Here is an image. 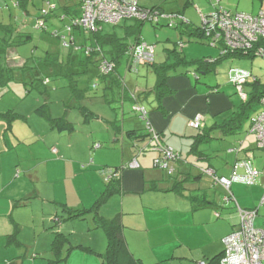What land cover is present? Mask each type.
I'll return each mask as SVG.
<instances>
[{
  "label": "crops",
  "instance_id": "crops-1",
  "mask_svg": "<svg viewBox=\"0 0 264 264\" xmlns=\"http://www.w3.org/2000/svg\"><path fill=\"white\" fill-rule=\"evenodd\" d=\"M0 1L5 3L7 0ZM11 1L16 11L23 13L25 18H29L24 21L17 20L20 22L19 28H16L17 32L24 31L28 24L36 27L37 21L44 11L50 14V17L45 20V28L50 25L55 30L60 27L62 18H65L63 7L74 6L81 2V0H48V9H43L42 13L34 16L32 15L33 10H30V2L35 4L33 0H24L23 2L26 3L24 6L21 0ZM163 2L166 0H139V4L143 6L162 4ZM192 4L193 0H187V6ZM192 10V15L183 14V12L181 14L190 22V28L196 29L200 27L195 24L198 11L202 17V15L213 13L216 9L204 2L201 9ZM166 22L163 19L162 25ZM127 25L129 24L127 23ZM0 27L4 30H7L8 27L14 28L4 22L0 23ZM184 27L181 26L178 29L180 32L179 43H184ZM125 33L123 32L121 35ZM197 37L200 42L206 43L204 39ZM183 48L182 52L180 51L181 54L184 53L185 47ZM7 54H12L19 64L23 63L15 50H8ZM96 57L100 61L99 53ZM124 59H127L129 72L131 71L130 58L127 53ZM215 68L216 66L213 67V69ZM126 76L127 74L125 77H121L119 73L115 76L122 82L118 90V92L120 91L118 98L121 100V106L124 110L125 104L129 101L132 103L133 110L135 106L144 108L148 113V120H143L141 117L142 120L136 118L138 122L141 121L144 124L136 122L130 124L129 127L133 129L128 132H125L124 124L121 129L118 126L115 127L116 133L120 134L110 131L105 133L106 141L109 140L108 148L105 151L118 154V163H115L118 167L119 165L123 167L129 165L135 158L140 167L137 169L128 168L122 172L120 192L114 194L104 203L99 213L106 220H111L115 214L120 218L123 234L131 253L144 264H159V262L161 263L160 259L154 261L159 258V251L169 248L167 256L170 257L167 258V261H171L173 264L177 259L182 264H197L201 261L210 263L211 260L223 254L225 249L223 240L239 225L240 217L236 203L243 209H256L258 214L255 226L264 230L263 176L254 186L242 187L244 184H232L231 190L235 201L225 200L227 192L219 184L215 185L226 192L222 201H211L212 199L208 197L207 193L191 187L194 178L190 166L200 160L206 161L207 158L201 151L203 143L199 142L201 133L196 130L197 135L183 136L184 131H182L179 122L183 121L184 125L193 129L190 122L200 114L204 118L203 130L210 132L212 138L215 132L221 134L220 137H222L237 130L238 127H235L234 124L230 126L227 124L240 113L241 109L235 113L236 105L228 93L221 89V85L203 88L200 83L194 85L190 79L182 77V74L173 75L171 73L166 83L167 92L164 97L163 95L159 97V94L156 93V85L152 89L147 87V90L141 91L139 94L136 93L137 84L127 83ZM196 80L200 81L199 76L196 77ZM105 82L107 89L113 87L111 79ZM113 90L110 89V91ZM152 99L159 104L156 107L152 105V109H147L144 102L152 103ZM17 115L21 121H17L14 126L8 125L4 121L5 119L0 116V264H106L102 257L106 251L105 253L102 250L99 251L97 244L98 240L103 241L101 248L105 250V248L107 249V239L92 234V227L94 230L102 229L98 225L96 226L95 218L93 222L88 218L94 213H88L84 219H69V213L93 209L107 187L101 170L107 168L106 166L113 165L107 157L99 155L102 152L100 150L102 145L98 149L94 148V141L99 138L96 137L98 131L90 124V133L83 136V142L78 146L77 138H74L73 135L75 132L70 133L72 136L69 139L63 140L60 137H63L66 132L53 129L49 124L52 128L50 131L56 130L60 135L49 138L47 133L42 131L36 123L28 126L27 118L31 115L25 116L24 113ZM225 116L230 120L225 119ZM223 117L224 119H222ZM93 118H90L89 121L84 119V123H89ZM170 118H172L171 122H169ZM148 122L155 132L162 136L166 145L171 144L168 138L170 133L174 137L173 146L176 144L177 149L181 148V151L176 149L182 159L175 165L173 175L164 172L166 176H161V173L148 169L151 167L150 163L157 157V155L150 157L149 151H140L146 147L139 143L147 138L146 125ZM141 127L144 128V132H140ZM126 135L133 138L134 141L132 143L127 141ZM37 144L38 147L35 148ZM195 144L199 146L196 147L198 152L192 154L191 151ZM53 150H57V153H54ZM199 150L203 153L202 156L199 154ZM230 153L236 154V162L248 158L249 153H252L254 158L256 156L250 150ZM240 173L243 174L244 170H240ZM179 183L181 184L177 187ZM171 195H176L178 198L175 209H172L170 203L163 202L165 197ZM116 197H120V200ZM112 199L114 200L111 202ZM216 214H219V217ZM76 220L87 221L88 229L85 230L82 227L77 231L74 224ZM165 230L173 231L172 236H169V232L165 233ZM82 232H90L94 238L92 236L86 238L83 234L81 239H74ZM60 235L66 236L67 241L60 248L55 249L53 247L55 239ZM77 247H84L87 251Z\"/></svg>",
  "mask_w": 264,
  "mask_h": 264
},
{
  "label": "rangeland",
  "instance_id": "rangeland-1",
  "mask_svg": "<svg viewBox=\"0 0 264 264\" xmlns=\"http://www.w3.org/2000/svg\"><path fill=\"white\" fill-rule=\"evenodd\" d=\"M33 1L35 4L30 2V10H33L32 15H38L43 9H48V0ZM204 2L216 10L225 9L234 13L238 12L257 15L260 11L264 10V0H193V4L191 6L186 5L187 0H166V2L162 3L163 5L148 4V6L141 5V7L153 9L158 13H165V15L176 13L181 14L182 12L183 14L192 15V9L198 11V9H201V5H203ZM12 5L13 3L11 0H7L5 3L0 1V23L4 22L5 24L10 26L12 25L15 28L8 27V30H4L2 27H0V40L7 38L9 42L12 41L13 46L9 47L8 50H15L23 63L19 64V61L14 59L12 54L6 53L7 66L11 69H14V72L11 74L12 77H10V75L4 83L0 84V116L5 119L4 121L8 125L14 126L17 124V121H21L17 115L18 113H24L25 116L31 115L32 118H27L28 126H32L34 123H36L39 128L42 129V131L44 130L47 133L49 138L60 135H58L56 130H54V132L50 131L51 127L45 115H50L52 118H64L66 121L73 124L74 130L72 132H75L73 135L74 138H77V142L79 143L78 146L82 144L83 136L90 133L89 125L92 124L93 128H95L99 134L96 135V137L99 138L94 141V147L95 145H99V147L102 145V149H100L102 152L99 155L104 158L107 157L108 161H110V163H112L111 165L114 167H106L108 169L114 170L115 167H118L115 164L118 163V154L116 152L105 151L109 144V140L108 142L106 141L107 136L105 133L110 131L114 134H120L116 133L115 127L118 126V128L121 129L124 124L126 127L125 132H128L129 130L133 129L129 127L130 124H135V122L139 124L144 123L141 121L138 122V119L136 118H139L140 120L142 119L138 116V113L133 110L132 103L129 101L125 104V109L123 110L120 102L121 100L118 98L120 92H118L119 88H114L113 91L107 89L105 82L107 79H104V77L101 75L98 69L99 62H96L99 57L97 56V58L95 55L93 57L95 58L93 62H91L92 59H88L89 55L86 54L87 48L95 46L93 40L91 39V34L86 32L84 33L82 30L79 32L78 30L74 29L73 36H71L69 30L61 21L60 27H57L55 30H53L50 25L46 26V28H37L31 24H28L24 31L22 30V32H17L16 28H19L20 26V22L17 20L21 19V21H24L28 17L25 18L23 13L16 11ZM41 18L42 17H39V19ZM121 24L113 25L106 23L103 25V28L107 32H113L116 30L119 34H122L124 30L122 27L123 25ZM195 24L197 26H202L203 24L199 11L195 19ZM59 28L61 29L59 30ZM56 31L58 33H56ZM140 35L142 42L154 46L156 50L155 63L151 66L139 65L138 73L134 71L128 72L127 59H124L122 60L120 68L118 69V73L121 75V77H125V74H127V83L133 82V85L134 83L137 84L135 92L138 94L141 91L147 90V87L151 89L155 87V65L159 66L166 63L168 60V55L173 54L172 52L174 51L181 53L184 49H179L177 47V44L180 41V32L178 31V28L169 27L167 23L156 27L151 22H145L141 26ZM18 36H23L25 41L23 43H19L16 46L13 41L16 39H22ZM135 39V36H130L126 38V41L134 44ZM183 42L185 50L184 53H182V57L188 61L218 59L219 62L215 69H212L207 73H205L204 70L199 71V65L195 63L192 66H181L176 72H172V74H182V77L190 79L194 85L200 83V86L203 88H208V86L214 87L217 84L221 85V89L228 93V95L233 100V103L236 105L235 113L240 110L243 100L238 88L232 82L233 71L251 74L260 82V90L262 91L264 88L263 58L229 57L226 59H220L221 56L219 49L214 48L207 43L200 42L197 36H191L189 33L187 34V32H183ZM4 72L6 73V71ZM196 73L198 74L200 81L196 80ZM70 81H75V85L77 86L76 89L78 93L81 94L80 97L76 94V98L71 93L72 90L69 87ZM252 81L253 79L250 81L251 84ZM95 85H97L96 89L94 88ZM244 91L249 96V98H251L253 93L251 87L246 85L244 87ZM153 100L154 99L151 100L152 103L143 101L147 109H152V105L156 107L159 104V102ZM79 106H86L89 111L95 115V118H93L89 123L85 124V118ZM263 109L264 106L262 103L251 102V106L249 105L247 111L248 117L244 120L239 129L222 137H220L221 134L217 133V135L215 132L213 139L202 143L201 151L205 154L207 162L200 160L193 163V166H190L192 169L191 171L193 178L195 179H193V184H191V187L198 188L207 193L208 197L212 199L211 201H222L226 196V192L221 187L214 185L208 176H202L198 168L210 165L214 168V170H216L218 175L231 177L233 172L232 168L236 163L237 157L236 154L230 153L232 149L250 150L256 154L255 158L253 159L255 167L261 170L264 168V153L257 149L256 136L250 132L252 118L256 117L260 112L263 111ZM37 110H41L43 114H39ZM222 119H224V117ZM225 119L230 120L227 117ZM170 120H172V118L169 119V122H171ZM179 125L182 127V131H184L183 136L188 134H198L195 129H190L188 125H184L183 121L179 122ZM147 126L148 125H146V127ZM139 130H141L140 132L145 131L142 127ZM72 132H66L63 137H60V139H69L70 136H72L70 134ZM168 135L171 146L166 145L161 138L160 142L162 146L171 148L175 152L177 150L181 151V148L177 149L176 144L173 146L174 137L170 133ZM125 138L130 143L134 141V139L128 135H126ZM143 141H140L139 144H143V146L146 147L148 145L152 146L149 151L150 157H153L154 155H160L157 150L155 151L154 146H156L157 143L152 139V137L147 136L145 141ZM42 143H44V141H42ZM38 144L35 145V148L38 147ZM77 154L79 155V152H77ZM150 165L151 167L148 169H150L152 172H159L161 173V176H166L165 173L167 174V172L165 170L154 167V160L152 163H150ZM117 169L120 170L119 173L121 178V175H123L122 172L125 170V166L123 167L122 165H119ZM243 186L249 187V185L246 184L242 185V187ZM116 198H119L120 200V197ZM114 199H112L111 202ZM164 199L165 200L163 202L165 204L170 203L172 209H175L177 203L176 201L178 200L176 195H171L170 197H165ZM111 202L109 205L112 204ZM112 217H114L112 219H115L116 214ZM88 218L93 222L95 214L90 215ZM74 224L77 231H79L82 227L87 230L89 223L84 220H76L74 221ZM92 229V234H97L99 237L106 239L105 233L102 230H94L93 227ZM167 230H165V233L169 232ZM83 234L86 238L92 236L90 232H82L79 233L77 237H74V239H81ZM172 234L173 231H170L169 236L171 237ZM101 244L103 245V241L100 242L98 240L97 247L99 251L102 250L105 253L106 248L105 250L102 249ZM168 251L169 248H166L165 251H159V258L154 261H158L160 259L161 263L159 262V264H173L171 261H167V258L170 257L167 256L169 254ZM174 264H182V262L177 259Z\"/></svg>",
  "mask_w": 264,
  "mask_h": 264
},
{
  "label": "built area",
  "instance_id": "built-area-1",
  "mask_svg": "<svg viewBox=\"0 0 264 264\" xmlns=\"http://www.w3.org/2000/svg\"><path fill=\"white\" fill-rule=\"evenodd\" d=\"M43 13L47 14L46 11ZM163 19L167 20L169 27H176L180 23L188 24L189 22L181 14L165 15L164 13L156 12V10L141 7L139 0H83L81 14L72 20L68 30L72 31L73 28L79 27L86 33L93 34L101 31L106 23L119 25L124 21L137 20L160 25ZM202 21L207 42L214 48L220 47L221 56L243 53L264 59V10L257 15H251L219 9L211 14L202 15ZM36 27L45 28V21L42 19L38 20ZM183 47L184 43L178 44L179 49ZM94 52L101 55L99 61L101 75L108 77L113 74L117 67L116 62L105 57L98 46L96 48L90 47L86 50L87 55H91ZM127 55L130 58V70L137 72L138 64L154 63L155 48L141 41L132 44L127 51ZM251 79L255 81V78L249 73L232 72V82L238 88L243 102L248 99L244 87ZM96 87L97 85L94 86V88ZM260 103L264 106V96ZM134 111L143 120H148V113L144 108L135 106ZM147 125L150 137L157 143L154 146L155 151L157 150L160 153L154 159V167L161 168L169 175H173L175 165L181 160L180 155L173 149L162 146L159 134L155 132L149 122ZM190 126L199 132L203 131L205 126L203 116L200 114L196 115L191 120ZM250 132L256 136L257 149L264 153V109L256 117L252 118ZM151 147V145H148L140 151H150ZM94 148L98 149L99 145H95ZM239 151L232 149L230 152L238 153ZM53 152L57 153V150H53ZM253 159V154L249 153L248 158L238 160L233 167L230 178L217 175V172L211 167H201L200 172L213 180L215 184L222 186L227 192L225 200L235 201L231 190L232 184L243 183L251 186L256 184L261 176H264V168L261 170L255 167ZM139 167L140 164L135 158L125 169H137ZM240 170H244V173L241 174ZM119 171L105 172V180L119 177ZM236 206L240 222L238 227L223 240L225 249L220 264H264V230L255 226L258 211L256 209H243L237 203ZM216 215L219 217V214ZM197 264L207 263L201 261Z\"/></svg>",
  "mask_w": 264,
  "mask_h": 264
},
{
  "label": "trees",
  "instance_id": "trees-1",
  "mask_svg": "<svg viewBox=\"0 0 264 264\" xmlns=\"http://www.w3.org/2000/svg\"><path fill=\"white\" fill-rule=\"evenodd\" d=\"M23 1L24 0H21L22 5L24 6L26 3ZM82 4H83V0H81L80 3H78L74 6L66 5L63 7L65 18L62 19V22L66 26L67 29H68V26L71 25L72 20L74 18L80 16ZM49 15H50L49 12H47V14L42 13L41 19L45 21L46 19H48L50 17ZM41 19H38V20H41ZM127 23L129 25H127ZM143 23L144 22H140L137 20H128V21L122 22L121 25H123L122 26L123 30H124V32H126L124 34L125 36L119 34L116 30H114L113 32H107L104 30V28H102V30L97 32V33L91 34V39L93 40L94 45L100 47L103 55L105 57L109 58L110 60L116 62V64H117L115 72L113 74H111L108 78L104 77V79L106 78L107 80L112 79L111 83H112L113 87H109L108 88L109 90L114 89V88H120V86L122 85L121 80H118V78L115 76L118 74L119 66L122 63V60H124V57H125L128 49H129V47L132 45V43L126 41V38H128L130 36H132V37L135 36V38H136L135 43L141 42V35L140 34H141V26ZM166 23L168 25V22H166ZM154 25L156 27L160 26V25H162V22L160 25H156V24H154ZM181 26H185L183 29L185 31H183V32H187V34L189 33L191 36H199L200 38L204 39L208 45H210L209 42H207V40L205 38L204 30H203L202 26H200L196 29H194L193 27L190 28L191 25H190V22H188V24L180 23V25L173 27V28L179 29ZM74 29L78 30L79 32L81 30L84 31L83 29H81L79 27H75L72 29V31H69L71 36H73V33H74L73 30ZM56 33H58V32L56 31ZM84 33H85V31H84ZM18 37H21L22 39H20V40L16 39L13 41L16 46L19 43H23L25 41L24 40L25 38H23V36H18ZM1 41H3V42H1ZM180 43H182V42H180ZM11 46H13L12 41L9 42V40L7 38L0 40V84L4 83L6 81V79L12 74V72H14V69H11L7 66V61H6V53L9 49V47H11ZM177 47H178V45H177ZM92 48H94V47H92ZM216 48L221 50L220 47H216ZM172 53L173 54L168 55V60L166 61V63L159 65V66H157V65L154 66V72L156 73V76H157V83H156V91L157 92L156 93L159 94V96L160 95L164 96L166 94V92H167L166 91L167 80L169 79L170 74L172 72L176 71L179 67H181V66H192L195 63H197L199 65L198 70L199 71L204 70L207 73V71H211L213 69V67L216 66L217 63L219 62L218 59L217 60H198V61L188 62L182 57L181 53L176 52V51H174ZM97 54L98 53H93L92 55H90L88 57V59L89 60L92 59L91 62H93V60L95 59L93 57ZM220 56H221V52H220ZM227 57L255 58L253 56L245 55L243 53H235V54L227 55L225 57L221 56L220 59H225ZM96 62H99V59H97ZM152 64H154V63H145V65H149V66H151ZM4 71H6V73ZM196 76L198 78V74H196ZM10 77H12V75ZM3 78H4V80H3ZM254 78H255V81H252V84L250 83V81L252 79L247 84L248 86L251 87V90H253L251 98H249V96H248L247 101L242 103V106L240 108L241 109L240 113H238L235 118L230 120V122H228L227 126L234 124V126L235 127L237 126L238 127L237 129H239V127L242 125L244 120L248 117L247 111H248L249 105L251 106V102L260 103L261 99L263 98L264 88L261 91L260 90V86H261L260 82L258 81V79L256 77H254ZM69 87L72 90L71 93L76 98H77L76 94L79 97L81 96V94L78 93V91L76 89L77 86L75 85V81H70ZM122 88H123V86H122ZM80 110L82 111L83 115L85 116L86 121H89L90 118L95 117V115L91 111H89V109L86 106H80ZM37 112L39 114H43V112L41 110H37ZM138 116L140 117L139 114H138ZM45 117L49 121V124L52 126L53 129H56L60 132H72L74 130L73 124L67 122L64 118H52L50 115H45ZM146 132H147V136H150V132H149L148 128L146 129ZM132 133H135V132H132ZM200 133H201V135H200L201 138H199V139H201V140L199 142H208L211 139H213L210 135V132H208V131L206 132L203 130ZM159 137L162 138V136L160 134H159ZM196 147L198 148L199 146L196 144L194 145V148L191 151L192 154L193 153L196 154V152H198V151H196ZM199 154L202 156L203 153L199 150ZM180 158L182 159V157H180ZM180 161H178V162H180ZM206 167H211V166L208 165ZM211 168H213V167H211ZM109 171H116L117 172L119 170L118 169L112 170V169L104 168L101 170L103 177L105 176L104 173L109 172ZM201 175L204 176L202 173H201ZM104 179H105V177H104ZM105 182L107 183L106 190L103 193V195L100 197V199L97 202V204L95 205V207L91 210L69 213L70 214L69 219L70 220L75 219V218L84 219L85 216L90 212H93L95 214V221H96L98 227H100L104 231V233L106 235V239H107L106 253L104 255H102L106 264H144L141 260L137 259L131 253V251L127 245V242L125 240L124 234H123V225L120 221V218L116 217L113 220H106L100 216L99 210L101 209L102 205L104 203H106L114 194L120 192V190H121L120 176L117 178L113 177L110 180H105ZM212 182L215 185V182L213 180H212ZM180 184L181 183L177 184V187L180 186ZM254 185H251V186H254ZM66 241H67L66 236L60 235L55 239L53 247L55 249L60 248ZM77 248H83L87 251V249L84 247H77ZM97 255L101 256L99 254H97ZM221 257H222V255L211 260L210 263L209 262H206V263L207 264H220Z\"/></svg>",
  "mask_w": 264,
  "mask_h": 264
},
{
  "label": "clouds",
  "instance_id": "clouds-1",
  "mask_svg": "<svg viewBox=\"0 0 264 264\" xmlns=\"http://www.w3.org/2000/svg\"><path fill=\"white\" fill-rule=\"evenodd\" d=\"M126 167V166H125ZM126 169H128V168H126Z\"/></svg>",
  "mask_w": 264,
  "mask_h": 264
},
{
  "label": "water",
  "instance_id": "water-1",
  "mask_svg": "<svg viewBox=\"0 0 264 264\" xmlns=\"http://www.w3.org/2000/svg\"><path fill=\"white\" fill-rule=\"evenodd\" d=\"M197 77V76H196Z\"/></svg>",
  "mask_w": 264,
  "mask_h": 264
}]
</instances>
